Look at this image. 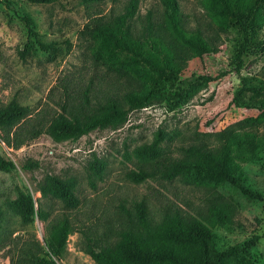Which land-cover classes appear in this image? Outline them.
I'll list each match as a JSON object with an SVG mask.
<instances>
[{"label":"rangeland","instance_id":"obj_1","mask_svg":"<svg viewBox=\"0 0 264 264\" xmlns=\"http://www.w3.org/2000/svg\"><path fill=\"white\" fill-rule=\"evenodd\" d=\"M129 1L0 0V108L10 102L25 106V120L32 124L46 122L65 104L72 114L98 111L106 100L126 109L123 120L95 127L75 140L40 134L11 147L0 131V155L14 165L0 171V264H32L31 254L44 253L56 264H95L84 251L85 238L97 246H112L121 232H134L133 206L138 202L150 226L174 208L186 214L188 222L203 218L217 201L210 186L162 179L158 174L162 165L156 164L164 156H178L180 146L217 144L215 133L227 128L233 135L229 141L236 166L233 178L260 197L248 198L227 181L213 188L229 206L232 221L208 228L209 245L223 250L256 234L257 242L240 254L238 262L264 264V2L250 18L249 45L236 72L242 33L226 14L210 12L204 0L176 2L185 31L215 46L214 53L196 55L174 39L166 31L161 0H136L135 13L126 20L132 40L144 44L152 36L159 37L156 45L167 53L170 66L165 67L147 47L149 62L134 61L123 52L111 60H94L95 42L87 35L81 37L79 31L112 22L125 13ZM146 16L151 35L145 30ZM22 18L30 21L41 42L53 44L52 50L38 47L27 35ZM220 72L223 75L217 80L195 87L184 100L179 97L177 80ZM241 78L247 86L260 87V92L253 95L243 89ZM147 91L152 97L144 106L127 103L128 95ZM29 126L25 121L23 128ZM153 140H158L157 155L137 154L135 148ZM249 153L247 160H238L237 156ZM93 162L99 164L97 173L91 168ZM26 164L31 167H23ZM141 172L145 175L139 178ZM46 174L71 180L78 204L68 209L55 198H42L46 218L34 214L23 222L8 205L20 194L39 199L38 181ZM63 217L70 232L55 258L45 243Z\"/></svg>","mask_w":264,"mask_h":264},{"label":"trees","instance_id":"obj_2","mask_svg":"<svg viewBox=\"0 0 264 264\" xmlns=\"http://www.w3.org/2000/svg\"><path fill=\"white\" fill-rule=\"evenodd\" d=\"M32 4H45L55 0H28ZM264 0H204V4L210 12L218 11L229 16L242 33V43L236 51V63L234 70H239L241 53L249 45L250 31L249 21L257 7ZM136 0H130L125 8V13L114 18L112 22L102 23L90 29H82L79 35H87L96 44L92 58L96 61L104 58L105 61L114 59L118 52L128 54L134 61L149 62V56L145 53L147 47L152 54L158 55L165 67L170 66L167 53L156 45L159 37L152 36L143 44L134 41L128 32L126 20L132 18L136 9ZM163 5L164 22L166 31L174 38L182 42L193 53H214L217 48L204 42L199 36L187 33L182 25L176 0H161ZM145 30L152 34V24L149 16H146ZM27 35L34 38L38 47L45 52L53 49V44H45L38 39V33L33 29L28 19L22 18ZM223 72L215 75L191 74L187 78L176 81L179 97L184 100L195 87L217 80ZM241 87L257 95L261 88L247 86L245 79L241 78ZM152 97V92L143 94H130L127 96L129 105L144 106ZM88 101L87 90L82 94V102ZM66 105V104H65ZM62 105V112L52 116L46 122H32L25 120L26 107L10 102L0 108V131L2 139L7 146L18 147L26 139L46 134L55 140L71 139L86 134L95 127L102 126L113 120L121 121L125 118L126 109L113 100H106L98 111L92 113H70ZM28 122L29 128H23ZM219 140L215 145L195 143L179 147L178 156H164L156 165H162L158 172L159 177L166 180L178 179L182 183L195 185H208L212 189L211 194L217 200L212 203L206 216L198 218L194 222H188V216L178 209H171L165 213L160 221L150 226L145 217L144 206L141 202L135 203L133 209L137 220V228L134 232L120 233V238L112 246H97L91 238H85L84 251L95 264H240L238 258L241 253L252 247L258 240V235L240 244L218 250L209 245L211 234L209 227L232 221L229 206L219 199L214 190L216 186L227 181L235 186L244 196L258 199V193L244 187L233 178L236 166L229 155V141L233 137L232 128H227L215 133ZM158 140L135 148L138 155L154 156L158 154ZM252 149L256 145H251ZM244 155V154H243ZM251 153L237 156L238 160H247ZM27 165V164H26ZM23 167H31L29 165ZM14 167L13 162L0 155V171L7 172ZM91 168L99 171L97 162L91 164ZM138 175L139 178L143 177ZM71 180L62 179L55 175L46 174L39 181L37 191L39 199L35 201L30 195L20 194L11 201L8 207L15 212L23 222H28L35 214L40 220L46 218L42 210V198L52 197L61 203L64 208H75L78 198L74 195ZM36 203V208L34 207ZM264 214V206L262 208ZM70 232L69 222L66 217L61 218L52 228L46 239V247L50 256L58 258L66 237ZM39 250V247H38ZM41 250V248H40ZM30 252V250H27ZM47 253L43 256L31 254L29 260L32 264H56ZM246 264V263H244Z\"/></svg>","mask_w":264,"mask_h":264}]
</instances>
